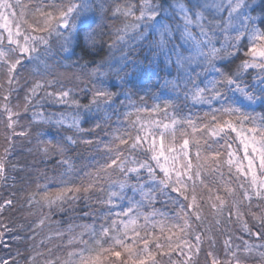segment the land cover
<instances>
[{
	"label": "snow or ice",
	"instance_id": "1",
	"mask_svg": "<svg viewBox=\"0 0 264 264\" xmlns=\"http://www.w3.org/2000/svg\"><path fill=\"white\" fill-rule=\"evenodd\" d=\"M9 180L0 264H264V0H0Z\"/></svg>",
	"mask_w": 264,
	"mask_h": 264
},
{
	"label": "clouds",
	"instance_id": "2",
	"mask_svg": "<svg viewBox=\"0 0 264 264\" xmlns=\"http://www.w3.org/2000/svg\"><path fill=\"white\" fill-rule=\"evenodd\" d=\"M92 19L93 18L89 17L87 20H85L82 24V28H87L89 25L95 27V24L92 23ZM143 54L144 56L150 55L147 49L144 50ZM95 56L96 53L90 51L85 46L84 41L82 39L77 38L73 41L72 46L67 52L57 48L55 52L50 56L49 63L58 68L59 71H64L65 61H80L82 58L91 60L95 58ZM132 79L135 80V77H132ZM45 231H47V228H45Z\"/></svg>",
	"mask_w": 264,
	"mask_h": 264
},
{
	"label": "trees",
	"instance_id": "3",
	"mask_svg": "<svg viewBox=\"0 0 264 264\" xmlns=\"http://www.w3.org/2000/svg\"><path fill=\"white\" fill-rule=\"evenodd\" d=\"M153 83L158 84V81L154 78ZM86 155V154H85ZM79 163V161H77ZM11 191H17L16 188L13 187V181L9 180L6 187H0V193H3V195L7 196L9 192ZM86 210V209H85ZM80 211V209H78ZM54 219H61V216L57 214ZM65 220H67V216L64 217ZM80 222V221H77ZM84 222H91L90 218H84Z\"/></svg>",
	"mask_w": 264,
	"mask_h": 264
}]
</instances>
